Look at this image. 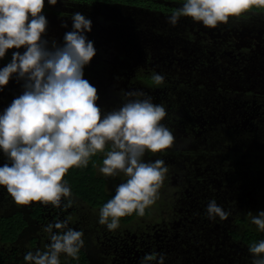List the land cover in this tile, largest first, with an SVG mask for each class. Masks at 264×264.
Wrapping results in <instances>:
<instances>
[{"label": "flooded vegetation", "instance_id": "obj_1", "mask_svg": "<svg viewBox=\"0 0 264 264\" xmlns=\"http://www.w3.org/2000/svg\"><path fill=\"white\" fill-rule=\"evenodd\" d=\"M177 6L178 0H94L90 7L45 8L49 37L57 40L67 30L61 20L71 26V12L91 17L88 35L97 54L84 75L97 87L98 103L118 106L121 89L151 95L166 106L176 145L162 156L169 174L159 200L143 217L122 218L116 232L97 223L96 210L106 201L93 186L75 185L89 180L74 167L65 179L76 203L64 211L40 202L18 206L0 187V264H24L29 248L47 242L42 226L65 216L84 230L86 244L79 261L62 254L61 264H138L152 251L166 253L165 264H251L247 246L264 238L246 215L264 208V9L206 29L190 17L167 24L165 14ZM153 71L164 74L163 85L152 84ZM19 91L10 81L0 92V109ZM100 163L98 154L86 168L94 167L113 192L121 177L99 174L94 165ZM211 198L230 210L227 219L204 216ZM11 215L24 221L15 237L14 227H4Z\"/></svg>", "mask_w": 264, "mask_h": 264}, {"label": "clouds", "instance_id": "obj_2", "mask_svg": "<svg viewBox=\"0 0 264 264\" xmlns=\"http://www.w3.org/2000/svg\"><path fill=\"white\" fill-rule=\"evenodd\" d=\"M58 3L90 7L94 0H0V61H5L0 64V92L10 81L20 87L0 109V187L18 206L40 202L64 211L76 203L66 173L86 168L99 154L102 163L94 165L98 173L121 181L96 210L97 223L116 232L122 218L143 217L159 200L169 174L162 156L176 145V136L165 122L166 106L143 91L121 89V102L110 109L98 103V89L84 75L97 54L88 35L93 21L73 11L70 27L61 20L67 29L62 38L49 37L45 8ZM254 7L264 9V0H178L165 19L175 27L181 17H190L206 29H216ZM150 78L154 86L165 83L158 71ZM149 154L155 158L146 159ZM203 214L216 222L231 212L211 198ZM246 215L256 231L264 233V208ZM71 225L70 216L44 224L47 242L29 248L24 264H61L62 254L79 261L85 234ZM247 247L251 264H264V238ZM165 260L164 252H145L138 264Z\"/></svg>", "mask_w": 264, "mask_h": 264}, {"label": "trees", "instance_id": "obj_3", "mask_svg": "<svg viewBox=\"0 0 264 264\" xmlns=\"http://www.w3.org/2000/svg\"><path fill=\"white\" fill-rule=\"evenodd\" d=\"M73 170L75 171V173H78L79 176H88V180L87 182L84 181H78L75 183V185H78L79 187H83V186H93V192L97 193L98 195L101 196V198H99L100 200L103 201H107L108 199L111 198L112 195H114V191L113 192H109L105 189V179L98 177L96 175L95 172V168L94 167H90V168H73ZM79 170H81L82 172H78ZM12 226L15 229L14 232V236L20 231V229L24 226V221L20 219L19 215H11L8 216L5 220L4 223V227L7 228L8 226Z\"/></svg>", "mask_w": 264, "mask_h": 264}, {"label": "rangeland", "instance_id": "obj_4", "mask_svg": "<svg viewBox=\"0 0 264 264\" xmlns=\"http://www.w3.org/2000/svg\"><path fill=\"white\" fill-rule=\"evenodd\" d=\"M110 187H111V186H109V188H110ZM26 230H27V229H26ZM26 230H25V231H26Z\"/></svg>", "mask_w": 264, "mask_h": 264}]
</instances>
